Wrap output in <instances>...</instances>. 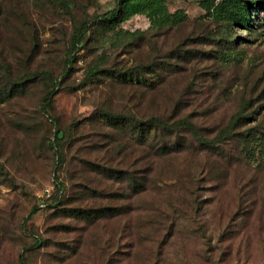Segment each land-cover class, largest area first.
<instances>
[{
	"label": "rangeland",
	"instance_id": "374dc122",
	"mask_svg": "<svg viewBox=\"0 0 264 264\" xmlns=\"http://www.w3.org/2000/svg\"><path fill=\"white\" fill-rule=\"evenodd\" d=\"M117 2L0 0V264H264V1Z\"/></svg>",
	"mask_w": 264,
	"mask_h": 264
},
{
	"label": "trees",
	"instance_id": "16d2710c",
	"mask_svg": "<svg viewBox=\"0 0 264 264\" xmlns=\"http://www.w3.org/2000/svg\"><path fill=\"white\" fill-rule=\"evenodd\" d=\"M132 1L133 0H118L117 7L115 9H113L112 11L107 12V14H105V16H104V19L106 20L105 22H108V21L110 23L115 22V21H117V19H119V17L122 18V16L126 15L131 10L136 12L137 8H138L137 4L132 3ZM222 1H223V5H226L227 0H222ZM263 1L264 0H242L244 5L241 8V11L243 12V14L240 16V20L243 22H246L248 20V17H249V9H252V10L258 9L259 5ZM227 7H230V5H228ZM137 12H139V10ZM96 69L97 68H93V69L89 70L88 74L89 75L94 74L97 71ZM130 78H131V76H130ZM148 85L150 86V84H148ZM104 117L106 118L107 122H109V124H111L113 127H117V126L118 127H131L129 120H127L125 117H113L110 115H106V116L104 115ZM241 119H243V118L240 115H237L233 119L232 125H230L226 129V131L224 133H222L223 139H229L232 136L234 137L233 132L231 130L234 129L236 123ZM135 130L138 132L139 136H137V137L139 140H137L138 141L137 143L140 145L148 143L149 140H146L145 135H147L149 133V131H152V130L154 131L155 136L152 137L154 140H156V138L162 139V137H163L161 134L162 132H166L167 136H170V134L173 132L172 129L167 128L166 126H164L162 124V122H160L158 120H151L150 122H147V123L136 122ZM167 147H168L167 144L165 142H162V148L159 151H161L162 154H166L167 153ZM92 214L93 213H91L90 215H86V217L90 218L91 216H95L94 214L93 215Z\"/></svg>",
	"mask_w": 264,
	"mask_h": 264
}]
</instances>
